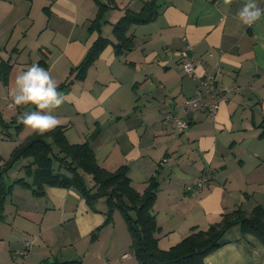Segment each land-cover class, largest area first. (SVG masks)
<instances>
[{
	"label": "crops",
	"instance_id": "obj_1",
	"mask_svg": "<svg viewBox=\"0 0 264 264\" xmlns=\"http://www.w3.org/2000/svg\"><path fill=\"white\" fill-rule=\"evenodd\" d=\"M148 1L0 0V112L10 121L37 110L31 104L8 107L17 75L33 64L49 71L58 87L70 80L59 91L64 102L50 112L60 121L57 127L70 144H88L105 170L127 167L138 193L155 179V237L158 247L168 250L192 229L206 230L219 222L223 213L264 207V15L244 24L238 13L248 0H160L157 18L131 26L127 36L134 46L117 55L113 26L126 11L138 12ZM98 2L107 11L100 31L89 32ZM255 2L264 9V0ZM99 36L111 44L78 80L71 73ZM188 46L198 76L217 66L219 85L236 91L213 116L193 112L189 128L180 133L163 117L181 116L179 106L196 90L197 80L181 66L180 52ZM15 128L0 127V141L10 144L0 153L3 161L36 133L25 125ZM28 163L20 159L16 171L8 168L2 176L0 264H11L15 252L28 245L24 264H88L82 255L90 236L95 235L94 242L106 232L99 247L103 253L95 252L99 264L117 257L119 264H139L127 251H132V239L118 210L105 224L107 201L98 213V199L90 206L74 188L46 187L42 196L34 195L31 187L16 182L24 178L32 184L23 172ZM205 170L211 171L212 183L197 195L187 193L186 185ZM225 236L205 264H264V247L256 237L242 236L238 226ZM124 254L130 257L122 259Z\"/></svg>",
	"mask_w": 264,
	"mask_h": 264
},
{
	"label": "trees",
	"instance_id": "obj_2",
	"mask_svg": "<svg viewBox=\"0 0 264 264\" xmlns=\"http://www.w3.org/2000/svg\"><path fill=\"white\" fill-rule=\"evenodd\" d=\"M159 1L145 2L138 12L126 11L113 26L112 33L117 41L113 47L117 55L131 50L134 46L133 39L127 36L131 26L146 24L157 18ZM98 4V12L88 27L89 32L100 31L103 16L107 11L104 4L99 2ZM109 44L111 41L99 36L71 74L76 73V78L82 80L87 70ZM3 77H6L5 71ZM70 82L69 80L65 85L58 87V92L66 88ZM12 124H16V131L24 126L18 119L6 121L0 112V127L7 128ZM21 158L29 161L23 167V172L26 177L32 179V184H26L24 178L16 182L31 187L32 193L36 196H42L46 187H64L74 188L90 206L97 199L105 198L108 205L105 224L110 222L114 210L121 213L131 235L133 255L139 264H205L204 258L219 249L225 243L223 237L236 226L239 227L242 236L253 235L264 247V207L257 206L249 213L241 209L223 213L220 221L210 225L206 230L194 228L185 239L168 250H161L155 237L158 227L152 213L158 191L155 179H149L146 190L142 194L138 193L131 185L127 167H120L114 172L105 170L95 161L88 144H70L60 127L44 134L36 132L30 140L18 145L8 159L3 161L0 157V197L5 194L2 191L3 174ZM60 170L66 173H61ZM85 174L93 181L91 187L85 182Z\"/></svg>",
	"mask_w": 264,
	"mask_h": 264
},
{
	"label": "clouds",
	"instance_id": "obj_3",
	"mask_svg": "<svg viewBox=\"0 0 264 264\" xmlns=\"http://www.w3.org/2000/svg\"><path fill=\"white\" fill-rule=\"evenodd\" d=\"M238 15L244 24L251 25L264 15V9L258 7L255 0H248ZM15 85L11 93L14 105L31 104L37 109L19 115L18 122L39 134L54 130L60 121L50 112L64 102V97L58 92V83L50 72L38 64H33L17 75Z\"/></svg>",
	"mask_w": 264,
	"mask_h": 264
},
{
	"label": "built area",
	"instance_id": "obj_4",
	"mask_svg": "<svg viewBox=\"0 0 264 264\" xmlns=\"http://www.w3.org/2000/svg\"><path fill=\"white\" fill-rule=\"evenodd\" d=\"M129 1V0H126ZM181 66L184 73L197 80L198 84L194 94L186 98L179 106L181 116L172 113H166L163 117V122L169 124L176 132H184L190 126L189 116L193 112L204 111L208 116H213L218 110L221 101L231 92L236 89H229L219 85L217 80L218 67L208 66L201 76L195 72L196 58L188 46L180 52ZM9 108H17L13 100L8 104ZM213 181L211 171L205 170L197 178L195 182L189 183L185 187V191L192 195L199 194L204 188L208 187ZM29 256V245L25 249L15 252L14 260L11 264H24ZM129 254H124L122 259H127Z\"/></svg>",
	"mask_w": 264,
	"mask_h": 264
},
{
	"label": "rangeland",
	"instance_id": "obj_5",
	"mask_svg": "<svg viewBox=\"0 0 264 264\" xmlns=\"http://www.w3.org/2000/svg\"><path fill=\"white\" fill-rule=\"evenodd\" d=\"M9 142H6V141H0V153L3 154V152L5 153V149L9 146ZM21 160H23V158H21ZM20 159L17 160V162L15 163L16 165L12 166L9 170L10 171H16L17 170V166H18V163H19ZM22 175V172L20 171V174H18V176L20 177ZM18 177V178H19ZM84 178H85V181H86V184L88 186L92 185L93 181L92 179L90 178L89 175L85 174L84 175ZM105 204H106V199L105 198H101V199H98L95 203H94V210L98 213H101L102 212V208L105 209ZM104 205V206H103ZM120 214L119 211H117V214ZM116 214V215H117ZM118 214V219L120 220L121 222V225H123L125 227V222H124V218ZM119 221L116 222V224H119L120 223ZM107 233V232H106ZM106 233H103L102 235V238H100V240L98 241H94V242H91V236L89 238V241H88V251L86 253H84L83 258L86 262H88V264H99L98 260L96 259L95 257V252H98L99 254H102L103 253V250L100 249L99 247L102 246V244L104 243V239H106V237L108 236ZM230 233V232H229ZM228 233V234H229ZM231 234V233H230ZM224 239H226V236L223 237ZM96 247V248H95ZM129 251V253L131 254V257H132V251L131 250H127ZM115 254H111V257H114ZM115 260V261H114ZM84 261V262H85ZM120 262V258L117 257L116 259H111V261L108 263V264H119Z\"/></svg>",
	"mask_w": 264,
	"mask_h": 264
},
{
	"label": "water",
	"instance_id": "obj_6",
	"mask_svg": "<svg viewBox=\"0 0 264 264\" xmlns=\"http://www.w3.org/2000/svg\"><path fill=\"white\" fill-rule=\"evenodd\" d=\"M95 136H96V133H93V135H91V136L89 137V140L93 141L94 138H95ZM93 239H95V235L92 236L91 240H93Z\"/></svg>",
	"mask_w": 264,
	"mask_h": 264
}]
</instances>
